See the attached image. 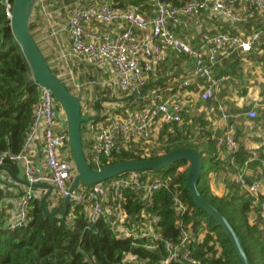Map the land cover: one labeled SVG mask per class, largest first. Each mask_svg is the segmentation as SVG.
<instances>
[{"label": "built area", "instance_id": "obj_1", "mask_svg": "<svg viewBox=\"0 0 264 264\" xmlns=\"http://www.w3.org/2000/svg\"><path fill=\"white\" fill-rule=\"evenodd\" d=\"M0 1L12 24L14 1ZM240 1L249 6L251 16L258 15L257 21H263L264 25V0H185L181 3L173 0H141L124 8L114 6L111 0H86L71 12L64 24L71 40V48L67 54L77 62L108 68L117 90L142 96L145 101L139 111L113 113L101 122H88L87 131L91 134V142L86 153L90 163L100 168L103 157L120 153L132 142L155 144L152 138L160 121L166 124L183 122L187 94L194 80H202L199 92L201 100L217 99L221 84L227 77L217 78L216 68L235 54H248L255 48L260 50L264 47L263 26L255 27L245 36L229 31L215 32L205 24V16L220 17L232 24L243 22L244 17L236 7ZM35 5L41 7L46 23L51 28L60 10L58 3L37 0ZM150 10L152 14H149ZM184 18H201L199 26L202 33L198 45L191 44L177 34L176 30ZM118 23L124 25L122 31L102 29L103 26ZM90 25L93 27H89ZM59 32L60 29L53 26L49 37L57 36ZM168 49L188 56L193 61L191 75L180 80L175 91L167 97L157 87L149 88L143 95V88L150 73L154 72L155 65L168 60ZM56 73L62 80L68 76L60 68ZM39 89L33 123L23 149L9 156L21 165L24 178L30 183L53 184L60 198L69 196L71 203L86 207L90 222L95 223L99 218L108 219L119 237L133 238L135 244L150 251L162 247L165 251L163 264H203L202 259L195 256L190 244L202 240L206 232L195 233L189 226L180 223L178 240L165 238L158 225L160 215L147 211L153 204L154 194L162 188L170 190L177 214L191 211L179 184L171 186L168 180L154 178L147 171L133 170L88 188L79 185L77 189L70 191L76 166L74 160L70 159L66 114L51 88L39 84ZM220 107L225 109L224 106ZM246 115L255 119L258 111L252 108ZM210 139L216 143L219 151L225 153L228 165L235 170L234 181L252 199L264 227V183L261 179L249 180L245 169L239 165L241 144L236 136L235 124H229L222 132L213 130ZM37 141L42 145L41 156H37L34 149ZM259 156L260 153L254 151L249 161ZM127 190H132L142 202L143 209L134 217L124 207ZM34 195L36 191L33 186H22L19 208L14 220L9 221L12 228L29 222L28 206ZM139 261L143 262L136 254L128 252L120 264H137Z\"/></svg>", "mask_w": 264, "mask_h": 264}, {"label": "trees", "instance_id": "obj_2", "mask_svg": "<svg viewBox=\"0 0 264 264\" xmlns=\"http://www.w3.org/2000/svg\"><path fill=\"white\" fill-rule=\"evenodd\" d=\"M54 1L57 0H48V3ZM140 1L129 0V3ZM36 10L40 11L37 5H35L34 11ZM254 17L259 16L255 14ZM32 18L31 32L35 25ZM255 24V27H264L263 21ZM261 49L264 50V47ZM236 63L238 64L239 61L236 60L232 65L236 66ZM53 70L56 72V69ZM154 86L156 84L151 82L148 77V82L143 88V95ZM39 92V84L33 80V72L27 56L16 38L11 20L6 16L3 3L0 1V162H2L0 166L6 167L15 174H18L22 167L9 156L23 149L24 141L33 123L34 107L39 100ZM123 94L127 98L109 96V98L103 99L123 101L125 105H132V109H126V111H139L145 103L142 96ZM133 106H135L134 109ZM102 108L103 100L100 99L95 103V109ZM123 111H120L121 114L126 113ZM114 114L120 113L117 111ZM99 119L93 121L98 122ZM260 121H264V111ZM85 124L82 125L83 135ZM164 131H167L166 128ZM182 134L183 132L178 130L176 136L168 135L169 145L156 154L149 153L150 155L146 153L149 144L132 142L120 153L103 157L101 167L110 163L143 158L159 159L183 146L199 148L193 143H176L174 140ZM159 140L164 141L163 135ZM210 140L214 142L212 139ZM150 146L155 148L154 143ZM261 151L260 160L264 159V145L261 147ZM202 153L204 155L203 151ZM70 159L73 160L72 151ZM91 164L93 167H97V165ZM206 164L207 157L204 156V168L199 184L201 193L230 220L242 238L252 264H264V227L259 216L258 221L250 222V212L257 211L252 204V199L240 190L235 181L232 182V185L235 186L236 193L230 196L214 194L207 180ZM185 165L186 167L181 169ZM189 167L187 161L180 160L161 170L144 171L152 174L154 178L168 180L171 186L179 184L183 198L191 211L187 210L185 213L177 214L171 192L167 188H162L154 194L153 204L147 208V211L160 215L161 219L158 225L165 238L178 240L181 233L180 223L189 226L195 233L206 232L202 240L190 244L195 256L200 257L203 264H242L231 239L217 220L198 208L193 202L187 188ZM80 185L89 187L85 183ZM6 189H8L6 184L0 187L1 199L6 197L4 194ZM35 191L40 192L41 190L35 188ZM125 195H127V201L124 207L129 215L134 217L143 209L142 202L132 190H127ZM41 196L37 194L31 199L28 206L30 219L25 225L12 228L10 222L6 223V218L0 210V264H120L128 252L136 254L140 259L146 261V264H163L165 251L162 247L159 250L150 251L135 244L133 238L119 237L108 219L99 218L95 223L90 222L88 211L83 205L71 203L64 216L48 215L41 207ZM58 200L54 205V201L48 198L47 207L51 211L63 210L64 199L59 198ZM70 216H72L71 220Z\"/></svg>", "mask_w": 264, "mask_h": 264}, {"label": "crops", "instance_id": "obj_3", "mask_svg": "<svg viewBox=\"0 0 264 264\" xmlns=\"http://www.w3.org/2000/svg\"><path fill=\"white\" fill-rule=\"evenodd\" d=\"M111 1H113V4L122 3L123 8L130 4L129 0ZM174 1L181 3L185 0ZM37 7L40 9V11H34L35 13L32 14V16L34 15V18L31 17L35 24L34 28H32V34L38 42L41 50L45 54L47 60L51 64V67L57 70L59 68L64 70L66 74H68V76L63 79L64 82L75 94H82V111L84 116L87 117L94 115L101 111V115L98 117L100 118L98 122H101L106 117H108L109 114L111 115L113 113H117V111L121 114L125 106L123 101L112 100V102L115 103H110L111 101H108V99H103L105 97L109 98V96L112 97L114 94L113 91L117 90L116 82L109 69L84 62H77L69 54H67L71 48V40L68 30L64 29V24L68 21L69 15L67 19H61L59 15L61 12L58 10V16H55L56 18H54L51 28L55 26L56 29H60V32L57 36L49 37L51 28H49L46 23V19L41 7L39 5H37ZM146 7L148 8V6ZM236 7L239 13L244 17L243 22L232 24L230 22H226L220 17L215 18L212 16H205V24L207 27L212 28L215 32L229 31L233 34H242L245 36L249 35V33L255 28V23L258 21L254 17V14L251 16L250 7L245 5L242 1H240ZM149 14H152L151 10ZM200 19L184 18L183 23L176 30L177 34L191 44L198 45L201 34L199 30ZM246 26L248 27L247 32ZM89 27H93V25H90ZM102 29L119 32L124 29V25L118 23L111 26H103ZM167 51L169 54L168 60L164 63L161 62L156 64L154 72H151L149 75V80L156 84L154 87L162 90L164 97L171 95L175 91V88L178 87L180 80L191 75L193 67V61L188 56L179 55L171 49H168ZM260 51L264 50L260 49ZM260 51L255 48L248 54H235L234 56L228 58L224 64L216 68L215 76L219 75V72L221 71V77H227L225 84L220 90L216 100L203 101L200 99L199 92L201 89L200 86L202 84V80H194L187 94L188 102L184 117L188 115L189 124H191L194 123V120L195 123L198 121V118H196L195 115L199 114V116H201V121H199L203 124L201 125L203 129L202 131L198 132V135L196 134L193 137V144L198 145L199 149L204 152V156L207 157V180L210 184L212 192L218 196H230L236 193V188L232 185V182L234 181L235 170L228 165L225 153L219 151L216 144L210 140V133L213 130L222 132L229 124H235L236 136L241 144L238 155L239 165L245 169L246 176L249 180L258 178L261 179V177H264V159L260 160L259 157H257L256 159L249 161L254 151L262 153L259 148H254L261 144L262 146L264 145V121H260L262 112L264 111V78H262L261 82L259 81V84L257 82L256 86L251 85L252 83H256L253 78H255V74H259L260 71H258V69L253 71L251 69V71L249 70L250 72L248 71L242 76L247 78V85L245 86L247 88L244 89V92H247L248 88L250 89L246 94H242V96H247L249 98L248 106H246L244 110L240 111L234 107L232 108V106H225V109L220 107L221 97L223 96V93L226 92V89L224 91L223 89L227 86L230 88L232 85L230 83V77L232 76L231 73L233 69H231L232 64L236 60H247V58H253L254 60V52L258 54ZM258 85H260L259 90L257 89ZM109 90H111L112 93H109ZM238 93L240 92H234L236 96L239 95ZM100 99L103 100V108L97 110L95 109V103ZM214 103L216 104V110L211 114L210 111L213 110V107L212 109H209V106L213 105ZM199 105H201V107H199ZM202 108H204L206 114L205 112L202 114ZM252 108H256L258 111V117L255 119H250L246 115V112ZM204 118L209 121L208 126L205 125L206 122L204 121ZM88 122L85 124L83 135L85 148L87 150L90 147L91 142V134H89L87 131ZM183 122L179 124H166L162 121L158 122L155 129L159 128L161 133L157 140H159L161 135H163L164 140H168V135L170 134L176 136L177 133L170 132V128L174 125H180ZM189 124L186 121L183 123V125ZM253 124H257L258 126L260 124V126L257 127V130L252 131V136L249 138V130L252 128ZM193 126V124L190 125L189 129ZM165 128L167 131H164ZM185 132V134L188 133L187 131ZM254 133H257V135L255 136ZM178 138L174 140L176 143L181 142V140ZM256 139H261V144L258 140L256 143ZM41 147L42 145L40 141L35 142L34 149L37 151V156H41ZM15 175L24 178L22 169H20L19 173ZM0 179L6 180L10 184H6L8 189L4 190L6 197L3 199L0 198V210H2L7 223L10 220H14L16 216L17 209L21 201L23 185L16 181L7 171L0 170ZM3 185L4 184H0V187H3ZM39 189L41 191H36V195H43L47 191L46 189ZM49 198L52 199L54 201V205H56L60 197L54 189ZM262 198L264 199V186L262 189ZM258 216L259 215L257 211H251L249 216L250 222L253 223L258 221Z\"/></svg>", "mask_w": 264, "mask_h": 264}, {"label": "water", "instance_id": "obj_4", "mask_svg": "<svg viewBox=\"0 0 264 264\" xmlns=\"http://www.w3.org/2000/svg\"><path fill=\"white\" fill-rule=\"evenodd\" d=\"M36 1L37 0H14L12 27L31 66L33 80L40 85L51 88L66 114L69 142L76 166V175L71 184L70 191L72 192L77 189L81 183L90 186L129 171L161 170L176 161L185 160L190 165L187 175V188L193 202L198 208L206 211L210 216L217 220L218 224L231 239L242 264H252L243 240L233 227L230 220L216 206L207 200L200 191L199 184L204 168V155L199 148L183 146L172 150L159 159L143 158L115 162L104 165L100 168L92 166L88 160L84 145L82 125L83 123L98 118L101 115V111L94 115L87 117L84 116L82 111V94H75L49 64L30 29L31 17ZM114 6L123 7V4H114ZM0 169L9 172L16 181L23 185L46 189V193L43 194L40 199L41 207L46 214L62 216L67 214L71 204L69 196L64 199L63 210L56 209L51 211L46 205L47 199L54 190L53 184L30 183L25 178L15 175L4 166H0ZM0 184L10 185L9 182L2 179H0Z\"/></svg>", "mask_w": 264, "mask_h": 264}, {"label": "rangeland", "instance_id": "obj_5", "mask_svg": "<svg viewBox=\"0 0 264 264\" xmlns=\"http://www.w3.org/2000/svg\"><path fill=\"white\" fill-rule=\"evenodd\" d=\"M54 2H57L58 5V8H60V18L61 19H67L68 15L71 14V12L78 6H80V4L86 2V0H57V1H54ZM51 8V7H50ZM35 10V6H34V9H33V12ZM33 14V13H32ZM66 17V18H65ZM227 22V21H226ZM247 27V26H246ZM199 30H200V33H202V28L199 27ZM248 30V27L246 28V32ZM201 36V34H200ZM260 51V50H259ZM254 60L253 58H247V60H239V63L236 65V66H231V69H232V76L230 77V83L232 84L230 86V88L227 86L223 89V91L226 89V92L223 93V96L221 97V106H232V108L234 107L235 109H238V110H244L246 108V106H248V103H249V98L247 96H242V94H246L250 89L248 88L247 89V92H244V89L247 88L245 87L247 84H246V81H247V78L243 76L244 73L248 72L249 70L251 71V69L253 71L257 70L260 71L259 74H255V78H253V80L256 81V83H252L251 85L252 86H256L257 85V82L259 84V81L261 82L262 78H264V51H260L258 54L254 52ZM262 59H260V58ZM252 65V66H251ZM249 71V72H250ZM221 71L219 72V75H216L217 78H221V75H220ZM240 80H243V81H240ZM226 81V80H225ZM225 81L222 82L221 84V89L223 88L224 84H225ZM234 82V83H233ZM234 84V85H233ZM250 85V86H251ZM251 86V87H252ZM263 86V85H262ZM258 90L260 89V85H258ZM243 90V91H242ZM114 94H113V98L114 97H119L121 99L125 98L126 96L121 93L119 90H114L113 91ZM234 92H240L238 93L239 95L236 96L234 94ZM109 93H112L111 90H109ZM117 94V95H116ZM243 97V98H242ZM127 98V97H126ZM127 102V101H126ZM110 103H115V102H110ZM130 103V102H129ZM144 104V103H143ZM127 106V107H126ZM216 104L214 103L213 105L209 106V109H212L213 107V110H211V114L212 112H215L216 110ZM135 106H133V109H134ZM199 107H201V105H199ZM126 109H129L131 110L132 109V105L128 106V105H125L124 106V111H126ZM202 111V114L205 112L206 114V111L204 110V108L201 109ZM198 113V112H197ZM210 114V115H211ZM84 115V113H83ZM203 116V115H202ZM206 116V115H205ZM196 118H198V121L197 123H195V120H194V123H191L189 124V117L188 115L185 116V120L183 123L188 122L189 125H183L180 124V125H174L172 126L170 129L171 131L170 132H174V133H177L178 130H180L181 132H183V135L179 136V140H181V142H188V143H193L194 140H193V137L197 134L198 135V132L199 131H202V126L203 125L200 121V118L201 116L198 115H195ZM200 120V121H199ZM204 121L206 122L205 125H209L208 124V120H206L204 118ZM194 125L192 128L189 129V126L190 125ZM260 126V124H259ZM257 124H253L252 128H250L249 130V138L252 136V131L254 130H257V127H259ZM201 127V128H200ZM168 129V128H167ZM173 130V131H172ZM187 131L188 135L185 134ZM161 131L158 129H155L154 131V134H153V138H152V141L155 142V148L151 147L150 144L148 146V152L146 150V153L147 154H156L159 150H162L165 148V146L169 145L170 141L168 140H164V141H159L157 140L158 139V136L160 135ZM255 136L257 135V133H254ZM200 135V134H199ZM257 140L259 141V143L261 142V139H256V143H257ZM139 143V142H138ZM258 143V144H259ZM256 144V145H258ZM261 144V143H260ZM137 145V144H136ZM261 147H262V144L261 145H258L256 146L254 149H258L261 150ZM149 154V155H150ZM260 157V156H259ZM186 167L183 166L181 169H184ZM260 179V178H258ZM261 180H263V183H264V177L262 178L261 177ZM14 205V204H13ZM20 205V203H19ZM19 208V206H18ZM18 210V209H17ZM255 211V210H254ZM133 264H136L135 262H133ZM137 264H146V261L143 260V262L139 261Z\"/></svg>", "mask_w": 264, "mask_h": 264}]
</instances>
